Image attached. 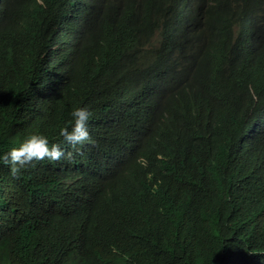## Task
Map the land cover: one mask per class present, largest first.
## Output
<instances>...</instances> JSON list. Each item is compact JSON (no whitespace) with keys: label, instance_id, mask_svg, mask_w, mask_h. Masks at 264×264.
Wrapping results in <instances>:
<instances>
[{"label":"trees","instance_id":"trees-1","mask_svg":"<svg viewBox=\"0 0 264 264\" xmlns=\"http://www.w3.org/2000/svg\"><path fill=\"white\" fill-rule=\"evenodd\" d=\"M137 1L101 0L84 44L97 52L121 35L137 46L152 41L151 18L136 9ZM8 21L26 49L36 39L47 40L44 27L25 6L13 10ZM196 24L202 33V62L171 83L162 106L150 114L148 130L134 129L128 166L82 173L77 187L89 201L59 193L50 184L55 210L40 198L30 205L27 194L44 181L46 191L53 167L40 171L30 164L13 176L0 163V264H264V230L247 235L242 223L264 218V178L259 175L264 171V126L259 123L258 133L252 134L256 117L251 120L248 105L251 91L264 95V57L252 52L264 42V0L206 6ZM234 29L239 30L235 41L242 56L221 68L205 63L218 53L225 35L233 39ZM18 41L10 39L11 44ZM80 51L77 46L64 48L60 62ZM82 73L107 119L116 109L113 90L122 87L107 85L96 62L84 63ZM0 80L7 83L0 84L2 155L28 136L15 113L30 103L45 106L57 100L59 78H52L49 94L46 78L0 55ZM188 90H198L202 98L188 103L189 110L178 111L174 104ZM202 123L208 133L200 131ZM118 132L115 128L116 136ZM176 132L216 144L222 160L203 168L192 146L175 151L165 147ZM242 134L250 139L249 149L241 147ZM87 207L89 215L79 228ZM19 210L22 221L15 219Z\"/></svg>","mask_w":264,"mask_h":264},{"label":"clouds","instance_id":"clouds-1","mask_svg":"<svg viewBox=\"0 0 264 264\" xmlns=\"http://www.w3.org/2000/svg\"><path fill=\"white\" fill-rule=\"evenodd\" d=\"M101 0H0V55L11 58L34 71L48 81L49 94L52 78L57 75L59 98L45 106L29 104L16 112V120L23 133L28 134L18 145L0 155V163L8 165L11 175L16 176L30 164L43 170L53 167L45 181L27 194L28 204L33 205L40 198L42 204L55 210L54 200L48 195L50 184L62 194L74 195L89 201L79 192L77 181L84 172L118 170L128 166L134 152V129L144 132L150 128V114L159 109L164 94L171 83L184 79L187 71L198 66L203 59L202 33L196 22L206 6H217L227 0H138L136 9L146 11L151 18L152 41L137 46L123 41L121 35L94 52L84 43L95 24V17ZM241 2V0H238ZM25 6L34 15L47 34V40L36 39L30 49L24 47L18 30L9 23L11 12ZM29 28V25L26 24ZM234 29L233 39L223 38L217 54L205 62L221 68L227 62L242 56ZM17 37L19 41L10 43ZM264 37V35H263ZM248 38V36H247ZM257 40V37L255 38ZM253 40L250 39L251 45ZM77 46L81 51L60 62L64 48ZM146 49H153L147 51ZM255 56L264 57V42L252 47ZM96 62L106 84L120 85L113 90L111 101L116 109L107 119L103 118V103L92 93L90 84L82 73L83 64ZM0 84L7 85L3 80ZM121 92V94H120ZM202 98L198 90L184 92L174 104L178 111L185 112L188 103ZM252 125L264 126V95L251 91L248 96ZM166 118L171 115L166 112ZM260 119V122H259ZM118 128L117 136L114 129ZM264 128V127H263ZM48 132V135L44 132ZM202 133H208L204 123ZM181 146H192V155L203 162V168L212 167L222 160L220 148L208 145L207 139H191L186 133L176 132L165 145L175 150ZM241 147L249 149L250 139L242 134ZM158 152L157 143L152 146ZM263 180L264 171L259 173ZM22 210L16 220L22 221ZM90 207L81 212L78 227L88 217ZM247 235L264 230V218L242 220Z\"/></svg>","mask_w":264,"mask_h":264},{"label":"bare ground","instance_id":"bare-ground-1","mask_svg":"<svg viewBox=\"0 0 264 264\" xmlns=\"http://www.w3.org/2000/svg\"><path fill=\"white\" fill-rule=\"evenodd\" d=\"M14 235V234H13Z\"/></svg>","mask_w":264,"mask_h":264}]
</instances>
